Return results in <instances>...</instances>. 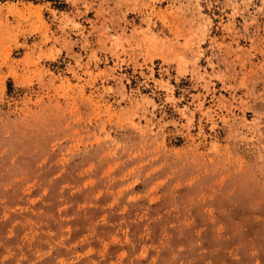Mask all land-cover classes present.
Listing matches in <instances>:
<instances>
[{"label":"rangeland","instance_id":"1","mask_svg":"<svg viewBox=\"0 0 264 264\" xmlns=\"http://www.w3.org/2000/svg\"><path fill=\"white\" fill-rule=\"evenodd\" d=\"M0 264H264V0H0Z\"/></svg>","mask_w":264,"mask_h":264}]
</instances>
